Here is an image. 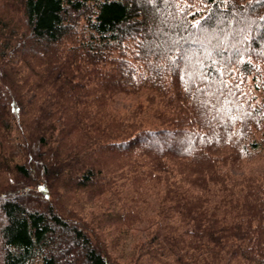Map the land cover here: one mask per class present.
<instances>
[{
  "label": "trees",
  "instance_id": "trees-1",
  "mask_svg": "<svg viewBox=\"0 0 264 264\" xmlns=\"http://www.w3.org/2000/svg\"><path fill=\"white\" fill-rule=\"evenodd\" d=\"M21 6L0 43V264H264V0ZM61 186L140 213L133 262Z\"/></svg>",
  "mask_w": 264,
  "mask_h": 264
},
{
  "label": "rangeland",
  "instance_id": "rangeland-1",
  "mask_svg": "<svg viewBox=\"0 0 264 264\" xmlns=\"http://www.w3.org/2000/svg\"><path fill=\"white\" fill-rule=\"evenodd\" d=\"M26 22L23 15V9L21 6V0H0V43L8 46L11 43H15L17 37L25 30ZM20 61L14 60V65L18 68V72L32 76V72L29 70L27 65H20ZM26 64V63H25ZM32 81V78H27L26 83ZM24 89V87L22 86ZM136 99L135 96H126L120 94L115 102L117 107L128 106ZM6 145H10L9 141L4 142ZM20 154V153H19ZM9 162L12 160L19 159V155L7 154ZM108 156V155H106ZM118 158L117 154L113 153L110 157L106 158V161L112 163ZM13 178L12 173H5ZM61 196V206L67 212H75L86 220H90L95 231L105 239L108 245V249L113 255H117L120 260L133 262L136 258L137 247L140 240L144 236V225L140 223V213L131 214L127 216L125 214H111L109 208H103L104 204L108 203V199L104 196L105 194L94 191L90 188H69L68 186H61L59 189ZM150 204L146 211L148 213L153 212L154 198L150 196ZM117 208L120 204H112ZM103 211H106L103 213ZM100 221V227H97L96 220ZM138 263V262H137ZM140 263V261H139ZM144 264H156L151 261H145Z\"/></svg>",
  "mask_w": 264,
  "mask_h": 264
}]
</instances>
